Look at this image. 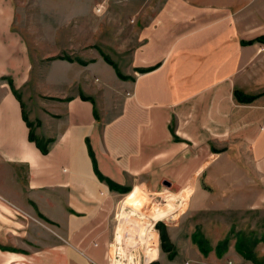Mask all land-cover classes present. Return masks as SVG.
<instances>
[{
  "label": "crops",
  "instance_id": "1",
  "mask_svg": "<svg viewBox=\"0 0 264 264\" xmlns=\"http://www.w3.org/2000/svg\"><path fill=\"white\" fill-rule=\"evenodd\" d=\"M15 10L0 0L2 264H41L47 250L50 264H107L113 203L135 187H193L195 212L209 204L231 218L242 210L264 219V207L254 206L264 203V0L136 9L135 19L117 24L131 27L125 72L119 54L129 42L109 53V42L93 47L91 30H79L69 59L37 73L50 78L35 83V99ZM185 219L170 230L180 233ZM191 257L200 264L198 253ZM185 260L162 254L149 264Z\"/></svg>",
  "mask_w": 264,
  "mask_h": 264
},
{
  "label": "rangeland",
  "instance_id": "2",
  "mask_svg": "<svg viewBox=\"0 0 264 264\" xmlns=\"http://www.w3.org/2000/svg\"><path fill=\"white\" fill-rule=\"evenodd\" d=\"M3 1H10L14 5L16 9L14 26L29 45L33 72L29 76L27 88L31 99H35L41 94L35 90V83L43 84L47 82V78H50L48 75L38 77L37 73L51 66L56 59L69 57V47L79 30H91V39L97 44L93 47L105 48V43L100 44L101 41L109 42V49L105 48L109 53L112 46L115 50L118 40L122 41V44L129 42L127 49L119 54L122 56L119 59L121 68L124 72L129 71L133 46L131 27H118L117 24H122L120 22L124 20L135 19L133 12L144 8L148 3L159 4L170 0ZM83 49L77 50L76 54H83ZM125 77L131 78V76ZM192 189L193 187L183 188L178 193H173L164 186L160 189L161 192L151 194L145 188L135 187L130 193L122 194L112 206L113 214L114 216L117 214V218H113L115 227L105 252L110 254L111 259H120L117 249L114 246L111 248L112 243V245L119 244L114 234L115 228L118 227L119 239L124 243L122 254L128 258L130 251L127 244H136L137 249L133 254L137 255L141 264H144L149 257L154 260L162 254L170 261L185 257L186 263L190 264L196 261L191 257L195 253L200 256L197 259L200 264H264V219L260 217L263 214L241 210L235 218H231L232 214L227 208L211 210L208 209L209 204H206V209L195 212L192 209L193 203H190ZM260 205L264 207V203H257L254 206ZM121 214L124 215L123 219ZM181 217L186 218L188 223L180 233H175L176 231L170 230L169 226L177 224L175 221ZM144 222L155 223L154 232H150L152 235L148 234ZM196 222L195 231L189 233L194 229ZM32 237H35L34 233L29 234V238ZM156 242L159 248L151 252L150 248H153ZM47 243L50 241L47 240ZM51 254L50 250L40 251L41 264H50ZM151 254L154 255L153 258ZM108 255L105 256L107 264L111 261ZM112 255L116 256L112 257ZM3 258L0 253L1 264ZM10 262V258L7 257L4 264ZM28 264L35 263L32 261ZM122 264H127V261L122 259Z\"/></svg>",
  "mask_w": 264,
  "mask_h": 264
},
{
  "label": "built area",
  "instance_id": "3",
  "mask_svg": "<svg viewBox=\"0 0 264 264\" xmlns=\"http://www.w3.org/2000/svg\"><path fill=\"white\" fill-rule=\"evenodd\" d=\"M115 217L117 218V214H115ZM143 225H145L144 227L145 228H147V232H148V234H150V235H152L150 232L152 231V232H154V225H155V223H153V222H144V224ZM119 231H120V228H118L117 230H116V232H115V237H117V234L119 233ZM150 238H152V236L150 237ZM116 240H117V243H119L118 245H112L111 244V248H112V246H114V248H116L117 249V251H118V254H120V259L119 260H117V259H115V258H112L111 259V256H110V254L108 255L107 254V251H106V256L108 255V259H110L111 261H110V263H108V264H122V259H125L126 261H127V264H141V262L138 260V258H137V255H135L134 256V258H127V257H125L123 254H122V250L124 249V246L120 243V241L116 238ZM128 249H129V251L130 250H133V251H135L136 249H137V245L136 244H130L129 246H128ZM116 255H112V257H115ZM147 260L148 259H146V261H144V264H146V262H147Z\"/></svg>",
  "mask_w": 264,
  "mask_h": 264
},
{
  "label": "bare ground",
  "instance_id": "4",
  "mask_svg": "<svg viewBox=\"0 0 264 264\" xmlns=\"http://www.w3.org/2000/svg\"><path fill=\"white\" fill-rule=\"evenodd\" d=\"M125 200H127V199H125ZM125 203H126V201H124ZM124 213V212H123ZM154 216H157V214H154ZM123 217H124V215H122L121 214V219H123ZM114 227H115V225H114ZM118 229V227H116L115 228V232H116V230ZM115 234V233H114ZM119 236H120V231H119V233L117 234V239L120 241V239H119ZM125 241V240H124ZM153 241V240H152ZM120 243L123 245L124 243L123 242H121L120 241ZM127 245H130V243H128ZM149 245H151V244H149ZM159 247H158V244H157V242L156 243H154L153 244V248H150L151 249V252H154V250H157ZM122 253H123V250H122ZM154 254V253H153ZM152 255V254H151ZM153 256L154 255H152V258H153ZM129 257H132V258H134V254H133V250H130V252H129ZM128 257V258H129ZM130 259V258H129ZM151 261H152V259L149 257V259L147 260V262H146V264H149V263H151Z\"/></svg>",
  "mask_w": 264,
  "mask_h": 264
},
{
  "label": "trees",
  "instance_id": "5",
  "mask_svg": "<svg viewBox=\"0 0 264 264\" xmlns=\"http://www.w3.org/2000/svg\"><path fill=\"white\" fill-rule=\"evenodd\" d=\"M261 41H264V39H261ZM62 58H65V59H69V57H62ZM121 77H125L124 75H122L121 73L119 74ZM96 172H97V174L99 175V177L101 178V179H106L99 171H98V169H96ZM110 183V185H111V187H113L114 189H116L115 188V185L114 184H112V182H109ZM128 191V189H124L123 190V192H127Z\"/></svg>",
  "mask_w": 264,
  "mask_h": 264
}]
</instances>
